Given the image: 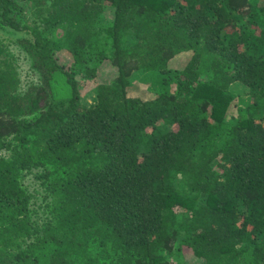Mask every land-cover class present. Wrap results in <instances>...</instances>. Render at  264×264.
Wrapping results in <instances>:
<instances>
[{"label": "trees", "instance_id": "16d2710c", "mask_svg": "<svg viewBox=\"0 0 264 264\" xmlns=\"http://www.w3.org/2000/svg\"><path fill=\"white\" fill-rule=\"evenodd\" d=\"M0 32V264H264V0H0Z\"/></svg>", "mask_w": 264, "mask_h": 264}, {"label": "rangeland", "instance_id": "374dc122", "mask_svg": "<svg viewBox=\"0 0 264 264\" xmlns=\"http://www.w3.org/2000/svg\"><path fill=\"white\" fill-rule=\"evenodd\" d=\"M105 16L108 17V14H105ZM0 37L3 38L5 41L8 40V38L12 37L10 34L5 33V32H0ZM14 37H16V35H14ZM10 48L12 49V51L15 53V60H16V66H17V71L18 74L20 76V80H21V88H23V86L25 85V81L28 80H34V75L33 73L28 70V62L26 61L24 55L22 53H19L18 51H15V49L12 47V45L10 46ZM54 55L57 56V62L65 65V66H69L70 62L72 61V58L70 56V54L66 51H58L56 52ZM186 61L185 57H182L176 61H172L170 63L171 67H175V68H179L181 66L184 65ZM113 73V69L108 65H106L105 67L101 68L99 70V77L97 79H93L90 81H81V89H80V96H84L86 91H88V89H91L93 86H95L97 83H99L100 81H108V79L111 77V74ZM23 83V84H22ZM148 87V83H143L139 80H135L133 82V84L128 88V94L130 96L133 97H139L142 99H148L153 97V94L151 92H149V90L147 89ZM61 90V89H60ZM87 99L89 100V98L87 97ZM237 103V98H235L232 102V106L230 108L231 110V114L234 113L236 106H233L234 103ZM235 103V104H236ZM237 105V104H236ZM8 154V151L5 150H0V156H6ZM37 170V169H35ZM24 173V177L22 178L24 186H33L36 185L37 182L33 181V177L32 174H27L25 171ZM183 256V260L184 262H186L187 264H201L199 262L198 259L193 260L189 255L188 252H184Z\"/></svg>", "mask_w": 264, "mask_h": 264}]
</instances>
